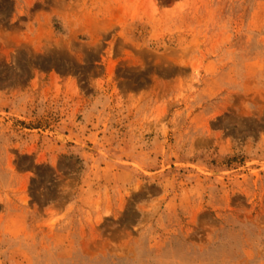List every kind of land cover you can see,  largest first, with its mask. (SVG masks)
<instances>
[{"label": "rangeland", "instance_id": "rangeland-1", "mask_svg": "<svg viewBox=\"0 0 264 264\" xmlns=\"http://www.w3.org/2000/svg\"><path fill=\"white\" fill-rule=\"evenodd\" d=\"M0 264H264V0H0Z\"/></svg>", "mask_w": 264, "mask_h": 264}]
</instances>
